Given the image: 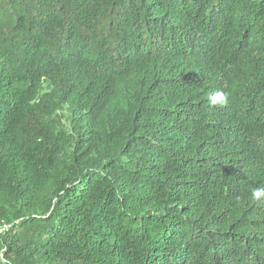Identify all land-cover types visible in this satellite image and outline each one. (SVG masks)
Returning a JSON list of instances; mask_svg holds the SVG:
<instances>
[{
  "label": "trees",
  "instance_id": "obj_1",
  "mask_svg": "<svg viewBox=\"0 0 264 264\" xmlns=\"http://www.w3.org/2000/svg\"><path fill=\"white\" fill-rule=\"evenodd\" d=\"M256 187L264 0H0V264H264Z\"/></svg>",
  "mask_w": 264,
  "mask_h": 264
},
{
  "label": "clouds",
  "instance_id": "obj_2",
  "mask_svg": "<svg viewBox=\"0 0 264 264\" xmlns=\"http://www.w3.org/2000/svg\"><path fill=\"white\" fill-rule=\"evenodd\" d=\"M223 98L226 102L227 97L223 92H216L211 94L210 103L216 104L219 103L220 99ZM261 196H264V187H256L251 191V197L255 200H260Z\"/></svg>",
  "mask_w": 264,
  "mask_h": 264
},
{
  "label": "rangeland",
  "instance_id": "obj_3",
  "mask_svg": "<svg viewBox=\"0 0 264 264\" xmlns=\"http://www.w3.org/2000/svg\"><path fill=\"white\" fill-rule=\"evenodd\" d=\"M60 116H61L60 118H61L62 120H64V121L67 119V114H66V112L61 113Z\"/></svg>",
  "mask_w": 264,
  "mask_h": 264
}]
</instances>
